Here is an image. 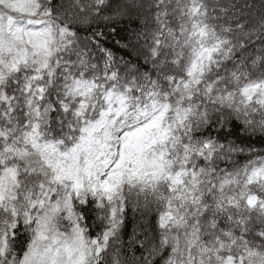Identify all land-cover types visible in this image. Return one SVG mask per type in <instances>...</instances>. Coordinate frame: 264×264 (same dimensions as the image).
Segmentation results:
<instances>
[{
	"label": "snow or ice",
	"instance_id": "1",
	"mask_svg": "<svg viewBox=\"0 0 264 264\" xmlns=\"http://www.w3.org/2000/svg\"><path fill=\"white\" fill-rule=\"evenodd\" d=\"M130 212L142 264H264V0H0V264H125Z\"/></svg>",
	"mask_w": 264,
	"mask_h": 264
},
{
	"label": "trees",
	"instance_id": "2",
	"mask_svg": "<svg viewBox=\"0 0 264 264\" xmlns=\"http://www.w3.org/2000/svg\"><path fill=\"white\" fill-rule=\"evenodd\" d=\"M97 26L100 27L102 31L109 33L108 46L112 48L114 54L118 57H123L128 59L129 57L125 54L124 51L119 50L118 46L115 44L116 40H122L125 36H130L133 30H137L140 26L139 21H134L131 19L121 20L115 22L114 25H110L108 22L99 21ZM115 26L117 32L115 35H111V27ZM83 35V34H82ZM132 57L137 58V53L131 50ZM143 59V57H139ZM256 147L259 148L260 145L256 144ZM243 163V160H240ZM155 214L154 212L148 213L147 215L143 213H132L130 212L125 219L124 229H123V239L125 241V250L121 259L125 264H142L143 257L146 255L145 249L139 247L135 241L143 240L144 236L148 233H152V236H155ZM148 243H145V248L148 247Z\"/></svg>",
	"mask_w": 264,
	"mask_h": 264
},
{
	"label": "rangeland",
	"instance_id": "3",
	"mask_svg": "<svg viewBox=\"0 0 264 264\" xmlns=\"http://www.w3.org/2000/svg\"><path fill=\"white\" fill-rule=\"evenodd\" d=\"M125 20H127V19H125ZM131 20H134V21H139V24H141V19L139 18V17H137V16H133L132 18H131ZM100 21H104V22H107V21H105V20H100ZM121 21V20H120ZM99 22V21H98ZM116 22H118V21H116ZM140 27V26H139ZM137 30H139V28L137 29ZM133 31H135V30H133ZM134 52H136L135 50H133Z\"/></svg>",
	"mask_w": 264,
	"mask_h": 264
}]
</instances>
